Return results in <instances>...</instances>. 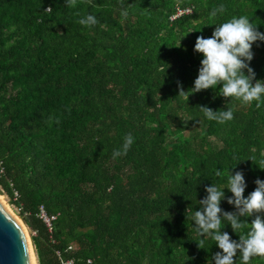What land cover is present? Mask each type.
Segmentation results:
<instances>
[{
	"label": "trees",
	"instance_id": "obj_1",
	"mask_svg": "<svg viewBox=\"0 0 264 264\" xmlns=\"http://www.w3.org/2000/svg\"><path fill=\"white\" fill-rule=\"evenodd\" d=\"M89 14L97 23L81 25ZM240 16L264 33V0H0V188L30 230L37 264H59L56 251L75 264H215L222 250L206 237L198 247L191 217L232 168L245 197L264 181V96L257 108L218 85L186 100L178 82L194 87L197 37ZM252 52L253 84L264 82V41ZM199 106L234 118L209 120ZM129 133L127 154L113 158ZM224 192L220 207L236 211ZM39 206L57 216L51 232ZM254 218L241 217L235 233L222 217L221 231L238 241Z\"/></svg>",
	"mask_w": 264,
	"mask_h": 264
},
{
	"label": "clouds",
	"instance_id": "obj_2",
	"mask_svg": "<svg viewBox=\"0 0 264 264\" xmlns=\"http://www.w3.org/2000/svg\"><path fill=\"white\" fill-rule=\"evenodd\" d=\"M68 6H74L76 0H66ZM91 3V0H89ZM47 10H50L48 8ZM224 6L214 8L210 16L216 17L218 13L224 12ZM122 17H127V10L121 11ZM81 25L91 26L97 23L92 14L79 20ZM256 41H264V33L257 30V26L250 22L246 16L233 17L230 20L216 25L211 37L198 36L194 51L203 55L198 77L194 81V87L185 92L178 82V96L188 100L189 95L202 90L216 89L218 85L219 94L225 98H235L244 104L257 101L256 107L261 104L264 96V82L255 80L256 74L249 66L253 59L252 45ZM245 70L246 73H245ZM200 111L209 120L219 123L232 120L233 111H213L207 106H199ZM131 133L125 136L122 149L113 151V158L126 155L133 143ZM253 161L254 158H249ZM248 159V160H249ZM233 169V168H232ZM230 170L227 185L223 188L215 184L205 188L207 196L199 201L201 210L195 211L191 219L197 226V234L202 237L197 245L203 248V237L211 238L221 249L214 255L215 264H237L236 257L239 253L240 264H250L253 257H264V181L255 180L256 188L247 197L244 196L246 182L243 172L235 174ZM262 169V168H261ZM215 176L220 177L221 171L217 169ZM227 188L232 196L227 198V203L234 205L236 211L224 212L220 207L221 201L225 199L224 189ZM255 216L246 235H239V240H233L227 232H222V217L227 221L233 231L237 233L245 221L241 217Z\"/></svg>",
	"mask_w": 264,
	"mask_h": 264
},
{
	"label": "water",
	"instance_id": "obj_3",
	"mask_svg": "<svg viewBox=\"0 0 264 264\" xmlns=\"http://www.w3.org/2000/svg\"><path fill=\"white\" fill-rule=\"evenodd\" d=\"M36 258L28 226L0 201V264H33Z\"/></svg>",
	"mask_w": 264,
	"mask_h": 264
},
{
	"label": "built area",
	"instance_id": "obj_4",
	"mask_svg": "<svg viewBox=\"0 0 264 264\" xmlns=\"http://www.w3.org/2000/svg\"><path fill=\"white\" fill-rule=\"evenodd\" d=\"M182 15H185V11L184 10H179V11L177 10V16L180 17ZM15 196L17 198L18 194L16 193ZM37 216L40 219H42V221L44 222L48 231L51 232L52 231V221L55 219V217L57 218V216L48 215L43 206H39ZM74 250H75V246H70L69 251L72 252ZM55 253H56V256L59 260V264H75L76 263V258H67V257H65V254H63L61 251H56Z\"/></svg>",
	"mask_w": 264,
	"mask_h": 264
},
{
	"label": "rangeland",
	"instance_id": "obj_5",
	"mask_svg": "<svg viewBox=\"0 0 264 264\" xmlns=\"http://www.w3.org/2000/svg\"><path fill=\"white\" fill-rule=\"evenodd\" d=\"M179 11V10H178ZM183 16V15H182ZM188 134V132H186ZM0 196L1 198L8 204L9 208L12 209V211L14 212V214L16 216H18L19 218L22 219L21 215H20V210L18 209V207L13 204L11 201H10V198L8 197V195L2 190V188H0ZM23 220V219H22ZM24 221V220H23ZM29 230V228H28ZM29 234H30V237H31V233H30V230H29ZM32 239V238H31ZM35 261V264H37V261H36V258L34 259Z\"/></svg>",
	"mask_w": 264,
	"mask_h": 264
},
{
	"label": "bare ground",
	"instance_id": "obj_6",
	"mask_svg": "<svg viewBox=\"0 0 264 264\" xmlns=\"http://www.w3.org/2000/svg\"><path fill=\"white\" fill-rule=\"evenodd\" d=\"M0 201L6 207V209L8 211H10L13 215H15L14 212L12 211V209L9 208L8 204L1 198V196H0ZM32 261H33V264H35V261H34V257L33 256H32Z\"/></svg>",
	"mask_w": 264,
	"mask_h": 264
}]
</instances>
